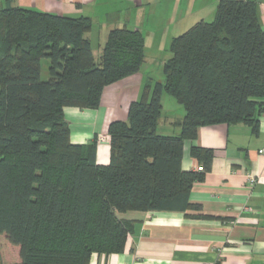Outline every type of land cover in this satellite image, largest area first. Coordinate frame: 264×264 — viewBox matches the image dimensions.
<instances>
[{"label":"trees","instance_id":"trees-1","mask_svg":"<svg viewBox=\"0 0 264 264\" xmlns=\"http://www.w3.org/2000/svg\"><path fill=\"white\" fill-rule=\"evenodd\" d=\"M88 17L0 7V237L17 249L4 264H89L93 254L124 249L126 211H183L203 171L183 170L186 140L214 123L253 132L264 113V32L252 0H219L172 38L163 81L146 79L127 118L107 133L110 160L96 142L74 144L63 108L98 106L104 87L139 71L144 38L125 26L108 32L95 62ZM49 59L47 80L41 59ZM183 107L179 133L159 134L161 94ZM190 155L206 169L208 148Z\"/></svg>","mask_w":264,"mask_h":264},{"label":"crops","instance_id":"crops-1","mask_svg":"<svg viewBox=\"0 0 264 264\" xmlns=\"http://www.w3.org/2000/svg\"><path fill=\"white\" fill-rule=\"evenodd\" d=\"M219 0H0V7H21L67 17H88L91 45L102 48L108 32L125 26L144 38V61L158 57L176 35L200 19L211 20ZM264 32V0H252ZM165 62V61H164ZM143 65V64H142ZM146 69L106 85L98 106H66L63 117L74 144L96 142L95 161L107 165L110 145L107 133L112 121L125 120L131 102L142 94ZM161 113L156 131L179 133L175 125L183 107ZM182 107V108H180ZM172 111V112H171ZM192 145L208 148L212 158L204 178L193 184L183 211H126L118 216L132 221L124 249L93 254L89 264H264V113L253 132L243 123H214L197 129L194 140L183 146L181 168L200 165L190 155ZM255 176L252 186L248 175Z\"/></svg>","mask_w":264,"mask_h":264},{"label":"rangeland","instance_id":"rangeland-1","mask_svg":"<svg viewBox=\"0 0 264 264\" xmlns=\"http://www.w3.org/2000/svg\"><path fill=\"white\" fill-rule=\"evenodd\" d=\"M159 50L161 52H159L158 57H155L153 61H147L143 63V65H141L143 69H146L149 72L150 77H152L154 81H163L164 75L162 71V65L164 61H166L170 57L169 46L160 47ZM101 53H102V48H100L94 41L92 45V55L96 63L100 61ZM48 66H49V59L43 57L41 59V74H40V78L42 80H47L49 77ZM164 94H166L169 100H171V103L164 101V107H163L164 111L165 112L167 111L170 112V110L174 111L173 104H178V103L173 97H171L167 93ZM17 255H18L17 249L11 246L3 237H0V264H4L7 262H15L17 260Z\"/></svg>","mask_w":264,"mask_h":264},{"label":"built area","instance_id":"built-area-1","mask_svg":"<svg viewBox=\"0 0 264 264\" xmlns=\"http://www.w3.org/2000/svg\"><path fill=\"white\" fill-rule=\"evenodd\" d=\"M260 151H264L263 149L260 150ZM196 170L198 171H204V167L200 164L199 166L196 167ZM247 181H248V184L250 186H252L255 182V176H253L252 174H249L248 175V178H247Z\"/></svg>","mask_w":264,"mask_h":264}]
</instances>
